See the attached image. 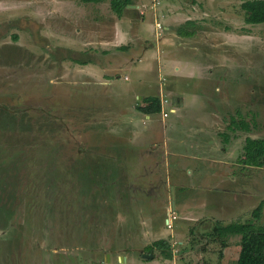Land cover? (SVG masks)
Returning <instances> with one entry per match:
<instances>
[{
    "label": "rangeland",
    "instance_id": "obj_1",
    "mask_svg": "<svg viewBox=\"0 0 264 264\" xmlns=\"http://www.w3.org/2000/svg\"><path fill=\"white\" fill-rule=\"evenodd\" d=\"M84 2L0 0V264H237L241 237L224 247L210 232L217 222H254L262 204L264 225V169L238 165L246 139L264 138V23H246L243 0H133L126 17L146 18L156 49L169 27L195 36L177 55L186 75L161 61L125 71L134 45L110 41L136 29L115 20L110 0L87 11ZM171 2L179 12L199 4L197 28L169 21ZM148 95L169 101L167 118L140 112ZM233 117L250 132L230 129ZM189 126L192 140L213 144L198 153L237 176L225 182L236 191L230 215L215 210L225 173L192 199L179 185L197 176L167 164L166 144L184 152ZM161 239L176 259L145 257Z\"/></svg>",
    "mask_w": 264,
    "mask_h": 264
},
{
    "label": "crops",
    "instance_id": "obj_2",
    "mask_svg": "<svg viewBox=\"0 0 264 264\" xmlns=\"http://www.w3.org/2000/svg\"><path fill=\"white\" fill-rule=\"evenodd\" d=\"M111 1L110 0V8H111ZM133 1V0H132ZM174 1V0H171ZM105 2V1H104ZM84 9L87 11V9H101L100 6L103 4V0H99V1H89V2H84L81 3ZM105 4V3H104ZM132 5V4H131ZM131 5H129L125 11L124 16L119 17L118 15H113V17L115 18V20L119 21L121 24H127L132 26L134 29H136L137 33L135 38H130V34H126L124 35L123 32H120V37L118 40H112L110 41V43H112V45H114L115 43L120 44L121 42L127 43V42H131L134 47H132V49H130L129 51L132 52L131 55V59H129V63H127L124 66L125 71H128L127 69L130 68H142L143 67H148V64L152 67V65L157 64V66H161L160 65V61L161 63L165 64L167 69L169 70L170 68L173 67V69L175 68V74L178 76V72H180L182 69L184 70V74L185 73V68L183 67V61H180L177 57L178 54H183V52L187 51V50H191L192 48V39L195 36L194 31H188L189 33H192L191 36H183L180 34L181 30H184V28L181 29H177L179 31L178 33L175 34H171L169 33L170 27L169 29H167V31H164V35H163V41L160 43L161 46L158 49L155 48V45L152 44L148 39V37H150V28L147 24H145V19L143 18H138L137 20H134L135 22L132 21L131 18L126 17L128 15L127 11L130 7H132ZM182 5V4H181ZM181 5L175 4L173 2H171L170 4H168L169 6V12L170 15L169 17V21H172L175 23H177V21L180 23V25L185 24V23H191L189 24L190 26H194L195 28H197V25L200 24V22H197L201 15L202 12L201 10H199V4H196L193 6V8H190L188 10L184 11H180L179 12V8H181ZM135 6V5H134ZM133 6V7H134ZM78 7H81L80 5H78ZM136 7V6H135ZM134 7V8H135ZM183 7V6H182ZM95 8V9H94ZM112 10V8H111ZM113 11V10H112ZM127 13V15H126ZM149 12H147V16H148ZM101 15V14H100ZM129 16V15H128ZM158 19V17H157ZM156 20V18H155ZM159 20V19H158ZM197 20V21H196ZM94 22H96L94 20ZM183 22V23H182ZM101 23V22H99ZM99 23H95V26L92 27L91 29L94 31H98L96 28L97 25H99ZM162 23V22H161ZM103 27V25L101 26ZM102 29V28H101ZM115 41V42H114ZM139 47L141 49V51H136V48ZM139 58V59H137ZM150 61H152L151 63H149ZM111 67V66H110ZM107 72H111L112 68H105ZM112 77V74H110ZM182 76V77H186V76ZM129 78V77H128ZM191 77H189L190 79ZM161 91V89H160ZM168 92L172 93L173 91H171V89L167 90ZM180 91V90H177ZM187 95H181V97L179 98L181 101L179 103V106H184L185 105V100L187 101ZM148 97H152L149 96ZM194 99V96H192ZM196 97V96H195ZM147 98V97H146ZM204 96L201 95V97L199 98V101L201 99H203ZM141 106V105H140ZM141 112V111H140ZM185 114L181 113L179 118H185L184 116ZM151 115H147V117H149ZM172 124V123H171ZM175 130V127L172 126H168L166 128V133H172V135L170 136V140L171 142L175 143L176 139L175 135L173 134L172 131ZM191 135H193V137H191ZM228 135V133L226 134ZM197 139V134L194 132V130H192V127H186V138L182 139V141H180L181 146L184 149V152H180V147L174 144L172 145V148H174L175 150H172L169 146V141H168V145L166 144V149L170 150L168 151V154L166 153L167 156V164H169V166H176L178 168V172L179 170L181 171L183 168H187L188 169V174L189 175H194L197 176V180H199V182H196L195 184H193L192 187H185L182 185H179V187L181 186L182 191L184 189H191L190 193H191V198L194 199L193 193H201V192H205V190L203 189L206 184L205 180H207V178L213 177V175H223V173H225V177L223 180H216L218 185H221L222 187L215 185L214 188H218L217 190H223L222 192H220V194L222 195V197L224 199L223 202H219L218 205L215 207V210H221L222 212H224L223 215H230V213H225L228 212V210H225L226 205L229 203V201H233V199L236 198L235 194L236 191H234L233 187H229L227 185H225V182H231V180L233 182H235L236 180V174L231 172V169L228 167L230 166V164H227L226 162H223L222 160L219 159H214L213 156H210V158H205L204 154H200L198 153L199 151H203L205 149H211L213 148V146L211 147V145H203L198 143L197 141L194 140ZM246 143V142H245ZM214 150V148H213ZM211 153L208 154H212L213 151L210 150ZM178 153V154H177ZM213 155V154H212ZM207 157H209L207 155ZM174 159V160H173ZM200 162H202L203 164H199ZM243 167H245V169L247 170H251L252 166H246L243 163L240 162L239 159V164ZM228 167V168H226ZM257 169H264V167L262 168H257ZM200 174V175H199ZM213 178H220V177H213ZM226 178V179H225ZM243 179V178H242ZM183 180V178H179L178 175H176V180L175 182H181ZM241 179L237 178V181H240ZM215 181V183H216ZM201 182V183H200ZM209 182V180H208ZM200 184V185H199ZM202 184V186H201ZM185 187V188H184ZM228 187V189L226 190V188ZM216 190V192H217ZM243 191H246L245 189ZM219 192V191H218ZM199 196V194H198ZM197 196V197H198ZM244 196L238 197L237 199H242ZM227 198V199H225ZM231 198V199H229ZM215 203V202H214ZM217 203V202H216ZM189 214H191V211L189 212ZM224 223V222H222Z\"/></svg>",
    "mask_w": 264,
    "mask_h": 264
},
{
    "label": "trees",
    "instance_id": "obj_3",
    "mask_svg": "<svg viewBox=\"0 0 264 264\" xmlns=\"http://www.w3.org/2000/svg\"><path fill=\"white\" fill-rule=\"evenodd\" d=\"M99 1V0H83ZM133 4L132 0H112L111 8L119 17L124 16L129 5ZM242 8L245 11L246 23L257 25L264 23V0H243ZM183 36H191L192 33L181 30ZM138 109L145 115H154L162 112V101L160 97L152 96L144 99V103ZM230 129L242 130L250 132L251 124L244 120L232 118ZM240 162L246 166L255 168L264 167V138L246 139L243 154L240 157ZM254 222L242 223H222L217 222L210 235L214 241H218L224 247L228 246V239L231 237H241L239 242L240 252L237 264H264V225L259 224L263 216V204L253 211ZM146 250L149 253H154L155 250L165 252L168 259L173 258V245L165 239L155 241L148 246Z\"/></svg>",
    "mask_w": 264,
    "mask_h": 264
},
{
    "label": "built area",
    "instance_id": "obj_4",
    "mask_svg": "<svg viewBox=\"0 0 264 264\" xmlns=\"http://www.w3.org/2000/svg\"><path fill=\"white\" fill-rule=\"evenodd\" d=\"M155 18H156V31L157 32H159V33H161L162 32V30H164V26H163V24L157 19V16L155 15ZM162 101V113H163V115H164V117H168L169 115H168V113H167V105H168V100H165V99H163V100H161ZM171 111H175V109H172ZM176 219V217L175 216H172V218H170L169 220H168V223H169V226H170V224L172 225V223H173V220H175ZM171 227V226H170ZM172 228V227H171ZM175 245L173 244V258L174 259H176L177 258V256H176V250H175Z\"/></svg>",
    "mask_w": 264,
    "mask_h": 264
},
{
    "label": "water",
    "instance_id": "obj_5",
    "mask_svg": "<svg viewBox=\"0 0 264 264\" xmlns=\"http://www.w3.org/2000/svg\"><path fill=\"white\" fill-rule=\"evenodd\" d=\"M179 98H175V100H178ZM180 100V99H179ZM181 101V100H180ZM145 257H150V258H153L154 257V255L153 254H151V255H145ZM126 259V258H125Z\"/></svg>",
    "mask_w": 264,
    "mask_h": 264
}]
</instances>
